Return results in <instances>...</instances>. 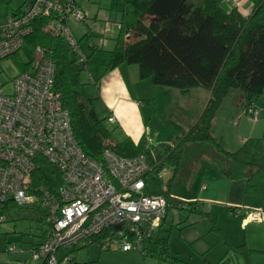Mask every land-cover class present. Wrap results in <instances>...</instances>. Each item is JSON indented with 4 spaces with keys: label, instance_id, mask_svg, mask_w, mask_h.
<instances>
[{
    "label": "trees",
    "instance_id": "16d2710c",
    "mask_svg": "<svg viewBox=\"0 0 264 264\" xmlns=\"http://www.w3.org/2000/svg\"><path fill=\"white\" fill-rule=\"evenodd\" d=\"M251 2L249 13L244 14L236 6L225 8L223 0H110L109 9L118 14L113 47L106 49L97 44L93 39L97 34L86 31L77 38L83 45L86 68L77 61L62 37L41 31L45 19L34 21V29L26 42L30 48L40 44L47 49L55 65L54 86L69 113L74 138L94 161L101 162L106 149L120 156L144 153L151 166L145 176V193L163 194L170 201L169 182L178 170L186 145L205 141L221 158L242 165L246 173L245 191L259 194L264 180L263 138L249 137L230 151L211 133L213 119L232 87L240 89L243 107L252 105L254 108L253 102L260 95L264 99V0ZM85 38L89 39L88 49L84 47ZM18 64L20 70L24 69V63ZM120 64L136 65L141 79L149 78L153 84L174 87L183 94L194 87L208 90L206 104L183 135L176 136L170 143L160 142L143 148L129 136L121 140L113 136L105 124L108 115L97 114L96 97L83 96L81 72L85 70L89 82L97 85L106 73ZM39 160L33 181L47 187L56 185L59 179L56 169L46 159ZM166 166L171 167L172 175L168 186L163 188L157 173ZM186 203L185 209L193 210L194 202ZM16 207L19 206H8L5 212ZM32 209L38 213L41 232L36 236L41 239L46 225L44 213ZM163 231L162 223L144 241L142 252L159 261L169 259V264H178L179 259L170 252L168 235ZM223 237L228 250L246 254L256 251L245 244L234 245L225 235Z\"/></svg>",
    "mask_w": 264,
    "mask_h": 264
},
{
    "label": "built area",
    "instance_id": "2783aa9c",
    "mask_svg": "<svg viewBox=\"0 0 264 264\" xmlns=\"http://www.w3.org/2000/svg\"><path fill=\"white\" fill-rule=\"evenodd\" d=\"M79 1L83 0H27L11 10L0 22V60L15 55L34 21L45 19L41 31L62 37L86 68L83 45L69 25L71 19L85 18ZM30 49L32 58L24 69L8 86L0 81V225L11 205L43 211L44 237L26 251L29 264H65L72 249L91 242L103 250L143 251L144 241L161 227L167 213L185 209L187 203L145 193L151 166L144 153L120 156L106 149L101 162L86 155L54 86L55 65L47 49L40 44ZM243 113L259 116L252 105ZM107 120L115 118L108 115ZM40 158L58 172L56 185L33 181ZM164 172L165 167L157 173L162 183ZM261 218L260 211H249L245 221ZM9 251L18 250L10 246Z\"/></svg>",
    "mask_w": 264,
    "mask_h": 264
},
{
    "label": "rangeland",
    "instance_id": "374dc122",
    "mask_svg": "<svg viewBox=\"0 0 264 264\" xmlns=\"http://www.w3.org/2000/svg\"><path fill=\"white\" fill-rule=\"evenodd\" d=\"M25 1L1 0L0 22L6 19L11 10L22 7ZM227 2L231 1L227 0ZM228 3L223 0V5L226 6ZM109 4L110 0L79 1V5L85 13V18L82 21L73 19L69 21L75 38H80L86 31H93L97 34L93 36L97 44L106 49L112 48L114 37L117 34L118 14L109 9ZM238 4L242 7L241 3ZM250 9L248 11L240 10L247 14ZM88 41V38L83 40L86 49H88ZM31 58L30 46L25 42L15 55L0 60V81L7 83L6 86H8L10 79L19 71L18 63H26ZM81 81L84 83L82 85L83 96L94 97L97 85L89 82L85 70L81 72ZM152 85L155 87H148V93L151 91L150 95L145 98L146 100H142V103L146 105V102H149V106L155 114L152 125L161 127L162 133L159 138L166 139L168 134V137H173V141L176 136L184 134L185 129L181 127L184 130H177V126L186 125L184 116L186 112L190 119H193L190 123H193L192 121L196 119L197 109H199L202 99L195 91L185 99V97H180L182 95H177L179 93H171L179 92L174 87L151 83ZM7 89L8 87H4V91H7ZM198 90L203 92L206 89L200 87ZM240 92V89L236 87H232L228 91L225 110L221 113L214 129L211 130L212 135L227 150L232 147L236 132H249L253 134V137H262L264 144V99L262 95L254 101L255 109L260 118H254L251 114L241 115L242 112H239L240 118H237L238 115L233 118L227 115L226 109L231 106L232 98ZM96 100L94 99V105L97 114L100 117H106L108 112H102L97 107ZM187 100L190 106L186 105ZM188 107L189 109H187ZM184 110L185 112L182 114ZM105 124L115 133L116 128L113 124L107 122L106 119ZM152 125L150 124V126ZM177 131H180L179 135L176 134ZM237 148L238 146L235 150ZM210 151H214L220 156L214 147L205 141L186 145L180 157L178 170L169 182V186L168 181L172 171L171 167H165L163 184L165 187L168 186V194L171 200L188 202L191 200L189 198L191 192H195L204 179L212 177L218 170L223 168V165H220L214 156H211V160L207 158L210 157L208 154ZM229 162L235 164L238 168L243 167L233 161ZM263 182L259 194L246 192L244 189L242 197L245 204L239 206L243 214H231L226 206L217 207L216 205L208 206L210 208H202V210L175 209L173 212H168L166 222L163 223V234L168 235L169 250L177 254L180 259L178 264H264V224L259 223L264 222ZM249 211H260L262 218L249 221L250 224L248 222L240 223ZM172 221L174 222L173 225H171ZM40 232L41 223L38 213L34 209L16 207L9 211L6 214V221L0 225V264H29V260H26V251L31 247L30 242L38 240L36 235ZM222 234L234 245L245 244L249 249L256 251L246 254L245 251L241 253V251L235 252L233 249L228 250ZM10 246L16 247L18 251L10 252ZM69 256L71 260L65 264H169V259L159 261L153 255L143 254L142 251L136 249L123 251L114 247L103 250L97 242L83 243L76 249H72Z\"/></svg>",
    "mask_w": 264,
    "mask_h": 264
},
{
    "label": "crops",
    "instance_id": "0c3cea01",
    "mask_svg": "<svg viewBox=\"0 0 264 264\" xmlns=\"http://www.w3.org/2000/svg\"><path fill=\"white\" fill-rule=\"evenodd\" d=\"M230 1L231 2L228 3L226 0V3L228 4L226 6L224 5L225 8L229 9L236 6L241 10L244 9L248 11L250 9V6L252 5L251 0ZM238 3H241L242 7H240ZM148 79L149 78L141 79L139 77L138 68L136 65L120 64L106 73L100 79L95 90L96 93L94 95V97H96L97 99L95 101L97 107L100 108L102 112L107 111V115H113L115 118L114 122H109L116 128V130H114L115 133L112 132L113 136L118 140L129 136L140 148L150 147L160 142L170 143L173 139V137H168V134L166 139L159 138L162 133L161 127L152 125V119L155 114L153 113L152 108L149 106V102H146V105L142 103L144 100H146L145 98H148V96L150 95L151 91L148 93V87H155L153 85L151 86L152 82L150 81V79ZM198 89H200V87L191 88L185 94L181 93L179 90V92L171 93H179L177 95H182L180 97H185V99H187V96H189L191 93H194L195 91V93H197L198 96H200L202 99L200 107L199 109H197L198 111L196 113L198 116L204 105L206 104L209 94L208 90L199 92ZM240 97L241 92L239 94H236L234 98H232L231 106L226 109L227 115H230L231 118H233L235 115H238L237 118H240L239 112H242L241 115H247L243 113L244 107L243 103L240 100ZM226 101L227 98L225 96L215 118L213 119L211 130L214 129V126L217 124L221 117V113L225 110V105L227 103ZM185 103L187 106H190L188 100ZM187 109H189V107ZM184 112L185 110L182 114H184ZM184 116L186 119V125H178L177 130L185 129V133L188 127L192 124L190 122L193 119H190L187 112L186 114H184ZM257 118H260V115ZM150 124L152 126H150ZM181 127H183L184 129ZM179 132L180 131H177L176 134L179 135ZM252 135L253 134L249 132H236V134L234 135L235 137L232 147L227 148L229 150H235L236 146L239 147L245 139L253 137ZM208 154L210 155V157H207L208 159L211 160V156H214V158L219 161L220 165H223V168L218 170L216 174L212 175V177H207L206 179H204L198 189L195 192H191L189 196L191 200L188 201L194 202L193 210L191 211L202 210V208L216 205L217 207L226 206L228 208V212L231 214H235L238 210L239 212H241V214H243V211L239 206L245 204L244 198L242 197L243 191L246 186V173L244 167L238 168L235 164H232L231 162L218 156L214 151H210ZM229 208H232V210L234 211L232 212V210ZM164 222H166V220H164L163 223ZM245 222L247 221H245V218H243L240 223L244 224ZM259 223L264 224V222ZM173 224L174 222L172 221L171 225ZM248 224H250V222H248ZM173 254L174 256L178 257L177 254ZM221 258L224 257L222 256ZM179 261L180 259L178 260V262Z\"/></svg>",
    "mask_w": 264,
    "mask_h": 264
}]
</instances>
